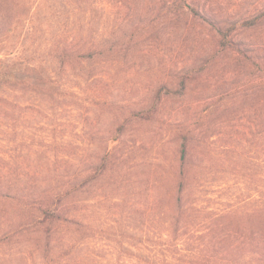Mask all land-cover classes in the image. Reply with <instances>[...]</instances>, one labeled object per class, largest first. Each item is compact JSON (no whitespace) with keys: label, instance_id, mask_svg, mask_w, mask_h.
<instances>
[{"label":"rangeland","instance_id":"rangeland-1","mask_svg":"<svg viewBox=\"0 0 264 264\" xmlns=\"http://www.w3.org/2000/svg\"><path fill=\"white\" fill-rule=\"evenodd\" d=\"M25 1L0 58L57 92L0 83V264H264V0H205L226 38L174 0Z\"/></svg>","mask_w":264,"mask_h":264},{"label":"trees","instance_id":"trees-1","mask_svg":"<svg viewBox=\"0 0 264 264\" xmlns=\"http://www.w3.org/2000/svg\"><path fill=\"white\" fill-rule=\"evenodd\" d=\"M12 2L14 7L13 18L17 17L21 20L23 19L24 21L31 18L30 15L33 9L32 4L26 2L25 0H12ZM174 2L178 3V5L182 7L181 13L186 15V17H188L187 19L191 17L202 20L204 24L215 27L217 29V32H220L223 38H226L228 35L226 32L227 30L225 29H227L229 20H232L233 24L235 23V14L230 15L227 10L225 11V13L222 9L217 10V8L213 7L211 4H208L205 0H174ZM260 6L261 7H257L254 10H252V8H249L246 12L242 13V21H244V24L250 25L254 23L255 25L257 17H259L260 15H262V19H264V3ZM186 7L188 9H186ZM223 23H225V25ZM11 24L12 22L9 23L8 30L11 29ZM243 44H245V41L242 38V45ZM245 51L248 52V50L242 49L244 59H247L250 57V54L249 52L248 54H246ZM47 73L48 72L46 70L37 68L36 66H24L23 63H20L17 60H11L9 56L6 55L3 58H0V83H3L5 85L14 87L17 86L20 88H36L40 91L55 94V92H57V88H54L53 86H51V84H49L50 79L48 78ZM250 77L251 76H247V74L242 70V82L243 80H248V78ZM244 90H247V87H242L243 97H245L242 100L248 101L250 103V106H253L252 108H254V104H252V101L256 99L255 96L258 89H256L254 93H244ZM262 90L263 89L260 88L259 92ZM257 100L258 99H256V101ZM180 159L181 189L182 185L185 183V179H187V174L189 173V171H187L185 168V165L189 164L190 161L188 159V147L186 141H184L181 145ZM43 214L44 215L41 222L49 223L47 229L49 233L51 231L49 229L51 228L52 223L55 220L62 218V216L57 215L49 210H44Z\"/></svg>","mask_w":264,"mask_h":264}]
</instances>
